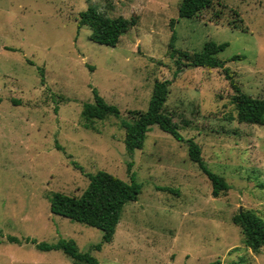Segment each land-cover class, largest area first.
Returning <instances> with one entry per match:
<instances>
[{
	"label": "rangeland",
	"instance_id": "1",
	"mask_svg": "<svg viewBox=\"0 0 264 264\" xmlns=\"http://www.w3.org/2000/svg\"><path fill=\"white\" fill-rule=\"evenodd\" d=\"M179 1L0 0V264H74L28 239L73 241L98 264H264V248H246L233 223L242 211L264 221V125L236 121L221 69L185 66L168 47L172 33L174 48L188 54L228 44L217 58L243 93L264 100V0H216L194 19L179 17ZM90 7L137 24L116 47L96 44L89 27L77 28ZM219 12L218 24L210 22ZM165 80L164 113L229 186L218 198L187 144L157 126L142 149H125L121 123L130 111H146L155 82ZM93 91L120 116L89 130L81 112ZM128 168L141 192L124 206L111 243L51 213L54 194L80 196L98 171L129 182Z\"/></svg>",
	"mask_w": 264,
	"mask_h": 264
},
{
	"label": "trees",
	"instance_id": "2",
	"mask_svg": "<svg viewBox=\"0 0 264 264\" xmlns=\"http://www.w3.org/2000/svg\"><path fill=\"white\" fill-rule=\"evenodd\" d=\"M216 0H180L178 3V15L180 18H199L203 12L214 7ZM217 19L210 22L218 24ZM238 17V14H234ZM237 21V20H236ZM241 24L242 20L238 18ZM234 23L227 25L232 29H240ZM137 24L136 17L125 19L121 16L110 18L98 11L95 7H90L80 13L77 21V28L89 27V39L99 45L116 47L123 35ZM243 31V30H242ZM175 34L172 33L168 47L171 56L181 55L187 62L185 66L203 68L205 70L221 69L224 77L229 81L234 94L231 96V103L234 105L235 119L240 124L264 125V100L253 98L241 91L240 85L235 82L232 73L226 68L225 62L217 58V54L222 52L228 44L206 43L199 53L188 54L179 52L174 48ZM240 57H233L232 60H240ZM170 82L156 81L153 87L151 98L146 111H130V121H123L121 127L124 129V146L128 154L143 147L147 132L152 126H157L161 131L171 135L177 141L187 144L189 159L196 163L211 183V195L218 198L229 190V186L224 179L209 171L203 162L201 149L193 139L183 140L178 131V126L173 122L172 116L164 113L163 106L169 94ZM94 102L85 103L81 116L84 127L89 130L94 129V122L105 120L109 117L119 118V111L115 106L107 104L95 91ZM129 182H125L104 171L86 176L89 180L87 188L80 196H67L56 193L50 199V211L54 215L66 218L72 222H77L88 227L98 229L102 232V244L111 243L120 221L124 206L129 202H136L141 192L140 185L135 181L128 168ZM233 223L237 225L243 236L244 245L253 253H259L264 248V221L251 211H242L233 217ZM11 242L20 243L15 238L9 239ZM31 243L39 251L48 252L51 250L61 251L69 257L74 264H98V261L90 253L78 251L73 241L60 240L56 244L48 245L37 243L35 240H25ZM95 251H100L101 244L93 247Z\"/></svg>",
	"mask_w": 264,
	"mask_h": 264
}]
</instances>
